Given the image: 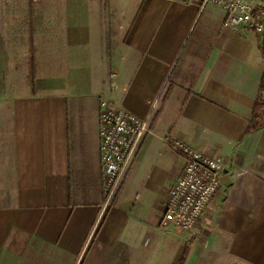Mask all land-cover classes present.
<instances>
[{
    "label": "crops",
    "instance_id": "crops-1",
    "mask_svg": "<svg viewBox=\"0 0 264 264\" xmlns=\"http://www.w3.org/2000/svg\"><path fill=\"white\" fill-rule=\"evenodd\" d=\"M181 0H0V264H264V37ZM111 75H115L114 80ZM143 139L103 210L99 98ZM224 179L196 228L160 229L184 161Z\"/></svg>",
    "mask_w": 264,
    "mask_h": 264
},
{
    "label": "built area",
    "instance_id": "built-area-1",
    "mask_svg": "<svg viewBox=\"0 0 264 264\" xmlns=\"http://www.w3.org/2000/svg\"><path fill=\"white\" fill-rule=\"evenodd\" d=\"M181 3L199 10L206 7L218 9L226 16L225 30L250 27L256 35L264 37V4L261 0H181ZM115 78L111 75L112 80ZM98 108L103 210H106L114 203L143 139L153 134L149 127L150 115L140 119L114 108L106 97L99 98ZM163 143L184 161L185 168L168 192L167 203L158 220L159 228L188 233L196 228L218 193L224 179L223 165L219 160L185 148L177 141L169 144L164 140Z\"/></svg>",
    "mask_w": 264,
    "mask_h": 264
},
{
    "label": "trees",
    "instance_id": "trees-1",
    "mask_svg": "<svg viewBox=\"0 0 264 264\" xmlns=\"http://www.w3.org/2000/svg\"><path fill=\"white\" fill-rule=\"evenodd\" d=\"M264 119V91L257 98L254 106L253 118L249 121L243 137L251 135L260 130Z\"/></svg>",
    "mask_w": 264,
    "mask_h": 264
},
{
    "label": "rangeland",
    "instance_id": "rangeland-1",
    "mask_svg": "<svg viewBox=\"0 0 264 264\" xmlns=\"http://www.w3.org/2000/svg\"><path fill=\"white\" fill-rule=\"evenodd\" d=\"M7 88V93H9V91H10V93H13V92H11V90H19V91H24V90H27V88L28 87H24V85H0V89L1 88ZM29 89V88H28ZM209 264H236V263H231V262H229V261H220V260H214V261H212V262H210Z\"/></svg>",
    "mask_w": 264,
    "mask_h": 264
},
{
    "label": "water",
    "instance_id": "water-1",
    "mask_svg": "<svg viewBox=\"0 0 264 264\" xmlns=\"http://www.w3.org/2000/svg\"><path fill=\"white\" fill-rule=\"evenodd\" d=\"M262 4H264V0H261Z\"/></svg>",
    "mask_w": 264,
    "mask_h": 264
}]
</instances>
